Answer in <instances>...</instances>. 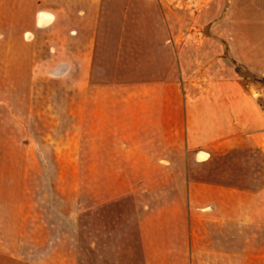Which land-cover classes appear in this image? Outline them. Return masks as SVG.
I'll return each mask as SVG.
<instances>
[{
	"label": "rangeland",
	"instance_id": "rangeland-1",
	"mask_svg": "<svg viewBox=\"0 0 264 264\" xmlns=\"http://www.w3.org/2000/svg\"><path fill=\"white\" fill-rule=\"evenodd\" d=\"M34 3L0 0V264H25L19 259L44 252L39 243V249L31 247L32 253L28 246L21 249L27 254L15 255L19 236L28 237L30 225L38 228L34 233L38 238L46 236L39 231L43 225H52L56 236L58 227L76 226L78 215L86 211L87 224L93 227L94 170L81 171L78 199L73 184L78 171L60 170V134L55 128L47 136L42 118L47 101L76 98L74 84L83 80L93 99H133L135 105L137 98L161 99L158 87L163 84L184 86L168 90L167 96L183 97L182 116L196 131L205 126L208 115L215 137L206 142L226 134L228 125L231 131L257 127L261 116L260 152L241 147L216 152L208 167L194 172L198 179L264 194V70L239 61L237 47L238 39L251 37L264 26V0H102L98 56L90 72L79 73L73 66L77 59H71L70 73L63 76L43 72L46 40L54 35L61 39L68 28L85 27L71 24L59 25L53 33L35 31ZM179 36L181 40L175 41ZM88 39L89 33H83L69 48L77 49ZM142 84L149 90L142 91ZM32 139L48 153L31 154ZM170 172L184 178V161ZM85 254L89 264L93 250Z\"/></svg>",
	"mask_w": 264,
	"mask_h": 264
},
{
	"label": "crops",
	"instance_id": "crops-1",
	"mask_svg": "<svg viewBox=\"0 0 264 264\" xmlns=\"http://www.w3.org/2000/svg\"><path fill=\"white\" fill-rule=\"evenodd\" d=\"M34 5L35 31L53 33V28L71 24L85 27L68 28L61 39L54 35L46 40L43 72L63 76L70 73L71 59H77L73 66L77 65L78 72L89 73L98 56L102 0H35ZM87 32V42L69 48L70 42L79 41ZM237 47L239 61L264 70V26L251 37L238 39ZM74 85L77 97L47 101L42 118L47 136L55 128L60 134V170L78 171L73 181L78 199L82 198L81 171L94 170L93 227L87 224L86 211L78 215L76 226L58 227L56 236L52 225H43L39 231L46 236L38 238L34 235L38 228L30 225L28 237L20 234L15 255L27 254L21 249L28 246L32 253L31 247L39 249V243L44 252L23 259L14 256L15 260L86 264L85 251L93 250L89 264H264L263 191L198 179L194 172L208 167L216 152L240 147L260 152L261 116L257 127L231 131L228 125L226 134L206 142L215 137L208 115L205 126L196 131L182 116L183 97L167 96L168 90L184 86L163 84L158 87L161 99L137 98L135 105L132 98H91L86 80ZM140 89L148 91L149 86L142 84ZM33 116L30 113V123ZM40 147L32 139L31 154L47 152V147L42 148L45 151ZM71 155L72 160L75 156L72 162ZM179 160L186 169L182 179L170 172ZM61 181L65 183L63 177Z\"/></svg>",
	"mask_w": 264,
	"mask_h": 264
}]
</instances>
